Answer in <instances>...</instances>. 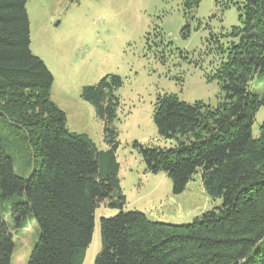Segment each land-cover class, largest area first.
Listing matches in <instances>:
<instances>
[{
	"label": "trees",
	"instance_id": "16d2710c",
	"mask_svg": "<svg viewBox=\"0 0 264 264\" xmlns=\"http://www.w3.org/2000/svg\"><path fill=\"white\" fill-rule=\"evenodd\" d=\"M28 2L0 0V264H13L5 213L16 227L29 215L38 225L27 264H84L102 206L119 213L100 219L94 264H264V121L258 137L252 131L264 93L250 90L264 76V0H243L230 42L216 39L222 59L215 78L225 94L217 106L159 96L153 122L175 145L134 143L146 172L166 174L175 195L201 173L206 195L222 201L185 224L123 210L116 122L124 81L108 75L81 93L104 124L108 150L71 132L52 100L54 75L31 50Z\"/></svg>",
	"mask_w": 264,
	"mask_h": 264
},
{
	"label": "rangeland",
	"instance_id": "374dc122",
	"mask_svg": "<svg viewBox=\"0 0 264 264\" xmlns=\"http://www.w3.org/2000/svg\"><path fill=\"white\" fill-rule=\"evenodd\" d=\"M242 1L201 0L188 10L185 0H29L31 50L54 75L52 100L65 112L71 132L87 134L99 149L108 150L104 124L81 93L108 75L124 81L117 92L116 122L119 177L127 198L124 211H140L161 223L185 224L221 206L220 199L206 195L201 173L175 195L166 174L146 172L134 143L175 145L159 135L153 122L159 96L175 95L187 103L201 101L213 107L223 99L215 78L222 59L216 39L224 45L230 42L227 34L239 26ZM250 90L261 96L264 76L256 78ZM263 121L264 108L256 115L254 137ZM118 213L104 206L96 211L84 264H94L101 250L100 219ZM5 221L14 238L12 263L27 264L39 240L36 221L29 215L23 228L16 227L10 212Z\"/></svg>",
	"mask_w": 264,
	"mask_h": 264
}]
</instances>
